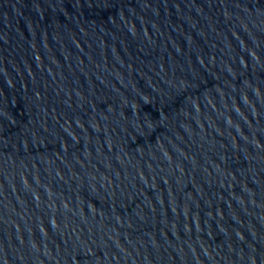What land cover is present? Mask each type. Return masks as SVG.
<instances>
[{
  "label": "water",
  "instance_id": "water-1",
  "mask_svg": "<svg viewBox=\"0 0 264 264\" xmlns=\"http://www.w3.org/2000/svg\"><path fill=\"white\" fill-rule=\"evenodd\" d=\"M0 264H264V0H0Z\"/></svg>",
  "mask_w": 264,
  "mask_h": 264
}]
</instances>
